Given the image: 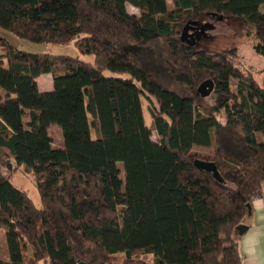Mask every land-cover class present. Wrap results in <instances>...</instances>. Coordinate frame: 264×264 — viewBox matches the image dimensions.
Instances as JSON below:
<instances>
[{"label": "trees", "instance_id": "obj_1", "mask_svg": "<svg viewBox=\"0 0 264 264\" xmlns=\"http://www.w3.org/2000/svg\"><path fill=\"white\" fill-rule=\"evenodd\" d=\"M212 15L249 24L264 55V0H173L172 9L167 0H0V29L94 57L27 52L0 37V264H111L119 254L122 264H242L237 227L264 186V80L230 51L182 39ZM44 75L54 82L46 93ZM207 82L224 122L202 109ZM196 160L214 162L223 183ZM17 172L33 178L40 208L13 184Z\"/></svg>", "mask_w": 264, "mask_h": 264}, {"label": "rangeland", "instance_id": "obj_2", "mask_svg": "<svg viewBox=\"0 0 264 264\" xmlns=\"http://www.w3.org/2000/svg\"><path fill=\"white\" fill-rule=\"evenodd\" d=\"M168 6L170 9L173 8V0H167ZM128 10L130 13L139 14V11L132 6H128ZM210 21L215 26V29L210 31V38L201 41L199 44L202 49H206L210 52H229L236 55L234 59L236 63H238L241 71L245 73V75H250L254 77L258 83H263L264 80V55L258 54L255 50V46L258 41L251 35L253 33V28L243 21L238 20H213L211 17ZM0 37L6 38L10 44L17 47L20 50L32 52V53H48L55 56H70V57H80L82 60L86 62H93L94 57L89 55H82L74 44L58 46V45H40L34 44L27 41H22L9 34L8 32L0 29ZM188 42V41H187ZM195 49H199L196 47ZM0 54L2 52L0 51ZM45 84V83H44ZM236 80L232 83V91L236 93L237 91ZM44 89L40 91L43 92ZM176 91L181 95L186 96L187 89L185 87L178 86L176 87ZM204 98V97H203ZM202 109L208 112H214L213 115L217 116L221 121H225V113L224 109H221V97L218 93L212 92L210 95H207L204 99L201 100ZM143 109L145 114V120L147 125H152V116L151 109L149 104L143 100ZM50 135L53 137L54 134V142L58 145L60 141V136L56 134V132L61 133V131L57 127L50 128ZM259 139L261 140V135L259 134ZM93 138H96L93 133ZM152 139L154 141L157 140L156 135H153ZM55 144V145H56ZM56 145V146H57ZM211 149H205L200 147H194L193 153L200 154L205 157H209L211 154ZM119 168L123 170V164L119 163ZM3 170H1V173ZM6 173H10L6 172ZM3 174V173H2ZM13 184L26 191V193L33 200L34 204L40 208L42 206L40 192L37 188L36 183L33 181L32 177H27L24 174L17 172L12 175ZM3 243L5 245H3ZM0 247L1 253L0 256L3 260L8 259V252L5 243V236L3 232H0ZM147 261L149 264L152 263V256L147 257ZM125 260L124 254H119L116 257V260L111 264H122ZM28 262V261H27ZM40 264H44L41 262Z\"/></svg>", "mask_w": 264, "mask_h": 264}, {"label": "crops", "instance_id": "obj_3", "mask_svg": "<svg viewBox=\"0 0 264 264\" xmlns=\"http://www.w3.org/2000/svg\"><path fill=\"white\" fill-rule=\"evenodd\" d=\"M38 85L40 90L44 89L43 93L52 91L54 87L53 77L51 75L42 76L38 80ZM56 134L60 136V141L58 145L54 142V146L63 147L62 132H56ZM1 170H3L4 175L8 174L6 168H1ZM242 224L248 227L247 231L238 237L242 264H264V186L260 197L254 198L248 207ZM3 245L5 244L3 243Z\"/></svg>", "mask_w": 264, "mask_h": 264}, {"label": "water", "instance_id": "obj_4", "mask_svg": "<svg viewBox=\"0 0 264 264\" xmlns=\"http://www.w3.org/2000/svg\"><path fill=\"white\" fill-rule=\"evenodd\" d=\"M214 18L218 19V20H224V18L222 16L220 17H217L215 15H212ZM193 24H197V22H194ZM190 27H186L184 29V32H183V36H182V39L187 41V35L189 33V29ZM208 29V30H206ZM215 29V26L210 23L208 25H206V27H204L203 29V32L204 33H208L209 30H214ZM214 90V83L213 82H207L205 84H202L200 87H199V92L201 93V95L205 98L207 95H210ZM195 166L199 169V170H204V171H207V172H210L214 175L215 179L221 183H223V178L216 166V164L214 162H207V161H203V160H196L195 161ZM250 207V205L248 206ZM248 227L245 226V225H240L237 227V232H238V235L239 236H242L246 231H247Z\"/></svg>", "mask_w": 264, "mask_h": 264}, {"label": "flooded vegetation", "instance_id": "obj_5", "mask_svg": "<svg viewBox=\"0 0 264 264\" xmlns=\"http://www.w3.org/2000/svg\"><path fill=\"white\" fill-rule=\"evenodd\" d=\"M213 20L216 18L211 17ZM212 23L210 21V18L207 17L204 20L198 21L197 24H192L191 27L189 28V33L187 35V41L191 43L193 46L198 47L201 41L210 38V31L208 33H204L203 29L206 27V25ZM213 24V23H212ZM208 30V29H206ZM191 45V46H192Z\"/></svg>", "mask_w": 264, "mask_h": 264}, {"label": "built area", "instance_id": "obj_6", "mask_svg": "<svg viewBox=\"0 0 264 264\" xmlns=\"http://www.w3.org/2000/svg\"><path fill=\"white\" fill-rule=\"evenodd\" d=\"M258 197H260V194H258L255 198H258Z\"/></svg>", "mask_w": 264, "mask_h": 264}]
</instances>
